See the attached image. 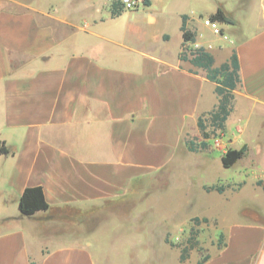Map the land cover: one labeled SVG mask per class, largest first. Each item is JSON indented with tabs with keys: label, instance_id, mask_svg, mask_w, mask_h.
I'll return each mask as SVG.
<instances>
[{
	"label": "crops",
	"instance_id": "crops-1",
	"mask_svg": "<svg viewBox=\"0 0 264 264\" xmlns=\"http://www.w3.org/2000/svg\"><path fill=\"white\" fill-rule=\"evenodd\" d=\"M112 5L0 0V145L11 149L0 151V264L144 263L98 254L87 235L100 223L86 231L87 216L133 202L134 183L189 151L199 117L218 103L205 69L181 57L191 42L183 45V15L215 66L236 49L241 84L215 139L222 156L246 144L243 158L254 154L251 165H261L264 145L256 154L247 141L235 146L233 129L246 134L242 118L264 113V0H146L117 14ZM219 7L234 19L220 22L228 39L203 22ZM248 176L216 192L232 201L249 183L264 191L256 183L264 172ZM29 186L43 187L49 209L22 214ZM222 234L202 264H264V210L231 217ZM175 251L176 264L190 259Z\"/></svg>",
	"mask_w": 264,
	"mask_h": 264
},
{
	"label": "rangeland",
	"instance_id": "rangeland-1",
	"mask_svg": "<svg viewBox=\"0 0 264 264\" xmlns=\"http://www.w3.org/2000/svg\"><path fill=\"white\" fill-rule=\"evenodd\" d=\"M205 96L210 98L209 93ZM202 116L205 129L199 128V137L190 143L195 149L179 148L175 159L165 169L139 178L134 183L133 202L106 204L93 218L87 214L86 231L100 223L97 230L87 235L90 237L87 242L98 254L115 250V258L121 262L136 258L144 260L143 264H176L175 250L181 253L182 248L194 244L186 251L190 259L184 262L194 264V258L200 261L207 257L212 244L221 246L222 233L231 217L251 219L264 210V191L254 193L249 182L246 196H239V200L230 201L215 189H205V186L218 185L225 190L234 179L246 174L252 179L255 174L264 172V152L261 165L252 166L255 155L250 154L225 167L222 152L218 150L223 146L215 139L222 135L224 128L213 125L208 112ZM242 124L248 131L242 134L233 129V134H239L235 146L239 147L244 141L253 149L264 145V113H256L248 121L242 118ZM196 214H206L211 219L204 221L203 217L194 216Z\"/></svg>",
	"mask_w": 264,
	"mask_h": 264
},
{
	"label": "trees",
	"instance_id": "trees-1",
	"mask_svg": "<svg viewBox=\"0 0 264 264\" xmlns=\"http://www.w3.org/2000/svg\"><path fill=\"white\" fill-rule=\"evenodd\" d=\"M146 1V0H145ZM113 14H117L120 9L123 8V4L121 0H113ZM212 20H217L223 23H233L234 19L224 11L222 7H219L216 12L210 15ZM187 16L183 15V24L181 29L183 31V45L187 41H194L196 39V33L188 29L187 26ZM181 57L183 59L190 60L194 65L202 67L207 72V77L215 82V91L218 96V103L216 106L209 111L208 113L211 116L212 124L216 127H222L224 122L228 118L231 112V107L233 100L235 98V89L241 84V76H240V64L239 58L236 49L232 50L230 58L222 63L219 66L214 65V56L207 50L205 47H200L192 52V56H188L187 54H182ZM199 128L201 131H204L205 124L203 116L199 117L198 122ZM206 135V133H205ZM206 137V136H205ZM190 150H194L195 147L193 144L189 146ZM0 151L2 153H9L11 151L10 148L5 146L4 144L0 145ZM248 153V146L243 144L240 148L230 147L221 157L222 163L225 167H231L234 165L239 159L246 156ZM258 185H262L264 188V180L259 179L256 181ZM207 191L217 190L219 192H223V186L212 185L205 186ZM20 210L24 215H33L40 210H47L50 207L48 203L45 192L42 186H29L25 188L24 192L21 195ZM204 221H208V218L204 217ZM194 244L190 246L192 248ZM190 248H182L180 258L181 261H185L189 258L186 251ZM200 260L197 264H202L206 259Z\"/></svg>",
	"mask_w": 264,
	"mask_h": 264
},
{
	"label": "built area",
	"instance_id": "built-area-1",
	"mask_svg": "<svg viewBox=\"0 0 264 264\" xmlns=\"http://www.w3.org/2000/svg\"><path fill=\"white\" fill-rule=\"evenodd\" d=\"M124 9L135 10L140 6L144 5L145 0H121ZM206 25L210 26L214 33L219 34L228 39V35L224 32L221 23L217 20H212L210 17L203 19ZM202 47L195 40L189 42V45L183 47L184 54H187L189 57L192 56V52L198 48ZM204 47V46H203Z\"/></svg>",
	"mask_w": 264,
	"mask_h": 264
}]
</instances>
